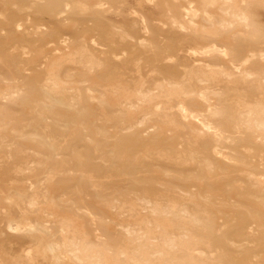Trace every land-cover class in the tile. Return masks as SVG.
I'll return each mask as SVG.
<instances>
[{"label":"rangeland","instance_id":"374dc122","mask_svg":"<svg viewBox=\"0 0 264 264\" xmlns=\"http://www.w3.org/2000/svg\"><path fill=\"white\" fill-rule=\"evenodd\" d=\"M261 108L264 0H0V264H264Z\"/></svg>","mask_w":264,"mask_h":264},{"label":"bare ground","instance_id":"6f19581e","mask_svg":"<svg viewBox=\"0 0 264 264\" xmlns=\"http://www.w3.org/2000/svg\"><path fill=\"white\" fill-rule=\"evenodd\" d=\"M32 3V2H31ZM31 5V4H30ZM67 6V5H66ZM207 19V18H206ZM208 22H210L209 20H208ZM66 45V44H65ZM57 46V45H56ZM67 47V46H66ZM53 48V47H52ZM52 48H50V49H52ZM88 49V48H87ZM55 51H57L56 49H55ZM54 51V52H55ZM62 51H63V49H62ZM58 52V51H57ZM70 52V51H69ZM75 52V51H74ZM53 53V52H52ZM59 54V53H58ZM64 54V53H63ZM72 54V53H71ZM83 54V53H82ZM75 55V54H74ZM84 55V54H83ZM52 56H55V54L54 55H52ZM64 56V55H63ZM72 56V55H71ZM62 57V56H61ZM61 57H60V59H58V60H61ZM73 57V56H72ZM76 57V56H75ZM68 58V60H70V58L69 57H67ZM74 58V57H73ZM90 58H92V57H90ZM52 59V58H51ZM55 59H56V57H55ZM65 59V58H64ZM76 60H78V57H77V59ZM92 60V59H91ZM50 61V60H49ZM53 61V60H52ZM74 61V60H73ZM84 61H86V60H84ZM58 62V61H57ZM63 62V61H62ZM79 62V61H78ZM78 62L76 61V63L78 64ZM88 62V61H87ZM90 62V61H89ZM95 62V61H94ZM93 62V63H94ZM48 63H50V62H48ZM65 63H66V61H65ZM75 63V64H76ZM82 63H83V61H82ZM92 63V64H93ZM90 64V63H89ZM97 64V63H96ZM54 65L55 66H57V63L55 64L54 63ZM60 65V64H59ZM58 65V66H59ZM64 65V64H63ZM50 66V65H49ZM59 67H61V65L59 66ZM49 68V67H48ZM52 69V68H51ZM50 69V71H52ZM58 70H59V68H57ZM61 69V68H60ZM55 70H56V68H55ZM54 70V71H55ZM57 71V70H56ZM68 73V72H67ZM55 75V74H54ZM60 75V74H59ZM66 75V74H65ZM54 78V77H53ZM55 80H57V79H55ZM52 81H53V79H52ZM53 83V82H52ZM57 83V82H56ZM60 83V82H59ZM58 83V84H59ZM8 87V86H7ZM10 87V86H9ZM12 88V87H11ZM59 88H62L61 86L59 87ZM187 88V87H186ZM5 90V89H4ZM7 90V89H6ZM10 90V89H9ZM187 90V89H186ZM11 93H12V90H11ZM262 107H263V105H262ZM240 113V112H239ZM254 119H256L257 120V122H259V124H263V127H264V108H261V109H259V110H253V109H250V110H248L246 113H244V114H242V118H241V122L243 123V124H245V125H247V124H250V123H252L253 121H254ZM255 126V125H254ZM262 130V129H261ZM34 188V187H33ZM35 189V188H34ZM32 190V189H31ZM35 197V196H34ZM34 199V198H33ZM185 207V206H184ZM184 207H181V210H182V208L184 209ZM163 208V207H162ZM171 208V207H170ZM166 209V208H165ZM167 209H169V208H167ZM176 209V208H175ZM178 209H180V207L178 208ZM177 209V210H178ZM162 210V209H161ZM161 210H158V211H161ZM172 210H174L173 208H172ZM172 210L170 211L171 213H173L172 212ZM185 210H187V209H185ZM185 210H183V211H185ZM156 211H157V209H156ZM164 211V210H163ZM163 211L161 212V213H163ZM188 211V210H187ZM168 212V211H167ZM180 212H182V211H180ZM157 213H159V212H157ZM184 213H186V212H184ZM193 213V212H192ZM164 214V213H163ZM174 214H176L175 212H174ZM178 214V213H177ZM183 214V213H182ZM189 214V213H188ZM181 216V213L180 214H178V216ZM184 215H186V214H184ZM194 215V214H193ZM192 215H190V217H191ZM194 218V217H193ZM162 221V220H161ZM168 221V220H167ZM27 222V221H26ZM30 222V221H29ZM161 223V222H160ZM167 223V222H166ZM28 224V229L30 228L29 227V223H27ZM170 224H171V222H170ZM30 225H31V223H30ZM40 225V224H39ZM168 225V224H167ZM42 226V225H41ZM164 226V225H163ZM159 227H161V225H159ZM170 227V226H169ZM172 227V226H171ZM162 228V227H161ZM27 229V228H26ZM35 229V228H34ZM43 229V228H42ZM46 229V228H45ZM166 229V228H165ZM36 231H37V229H35ZM44 230V229H43ZM160 230V229H159ZM163 230H164V228H163ZM32 231H34L33 229H32ZM46 231V230H45ZM45 231H43V232H45ZM46 232H48V231H46ZM151 232V231H150ZM164 232V231H163ZM161 233V232H160ZM166 233V232H165ZM168 233V232H167ZM171 233V232H170ZM153 234H155V233H153ZM158 234V233H157ZM162 234V233H161ZM164 235H166V234H164ZM170 235V234H169ZM141 236V235H140ZM160 236V235H159ZM165 238V243L167 244V243H171V241L168 239V238H166V237H164ZM176 238V237H175ZM149 239V238H148ZM163 239V238H162ZM171 239V238H170ZM75 240V239H74ZM64 241V240H63ZM71 241V240H70ZM75 241H77V240H75ZM135 241V240H134ZM152 241V240H151ZM92 242V241H91ZM91 242H89V241H87V239H84V241L82 242V244L80 243L79 245H77V243L75 244V243H72V242H69V241H65L62 245H58V243H57V250L56 251H53V253H52V255L50 256V259L51 258H54L56 255H57V257L58 258H63L64 260H66V261H68V262H70L71 264L74 262V260H76V262H78L79 264H97V252H96V250H95V248L96 247H94L95 245H96V243H95V245L94 244H92ZM140 242V241H139ZM175 242V241H174ZM136 243H138V241L136 242ZM55 244V243H54ZM94 245V246H93ZM137 245V248H138V246H139V250L138 251H136V249H135V251L136 252H134V254L131 256V255H128V256H131V259L135 262V264H153V260L151 261V258H150V253H149V250H150V248L149 247H147V246H145V247H142L141 245H138V244H136ZM150 245H152V244H150ZM170 245V244H169ZM49 246V245H48ZM148 246H149V244H148ZM153 246V245H152ZM134 247V246H133ZM49 248V247H48ZM52 248H53V246H52ZM136 248V247H135ZM54 250V249H53ZM151 251V250H150ZM152 251H153V249H152ZM128 252V251H127ZM57 253V254H56ZM157 253V252H156ZM131 254V253H130ZM98 257H99V253H98ZM100 258V257H99Z\"/></svg>","mask_w":264,"mask_h":264}]
</instances>
